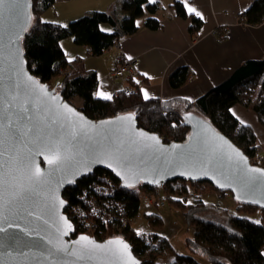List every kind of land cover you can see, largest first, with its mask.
<instances>
[{
    "label": "water",
    "instance_id": "1",
    "mask_svg": "<svg viewBox=\"0 0 264 264\" xmlns=\"http://www.w3.org/2000/svg\"><path fill=\"white\" fill-rule=\"evenodd\" d=\"M32 21V0L0 5V173L5 181L0 264H139L120 237L71 236L63 190L96 168L112 173L124 187L156 188L176 179L208 182L236 202L264 209V168L202 116L184 113L186 139L166 143L138 128L134 112L88 119L33 77L22 51ZM37 145L48 147L34 156L30 171L20 168L17 161L34 154ZM56 151L60 162L48 164L46 158Z\"/></svg>",
    "mask_w": 264,
    "mask_h": 264
},
{
    "label": "trees",
    "instance_id": "2",
    "mask_svg": "<svg viewBox=\"0 0 264 264\" xmlns=\"http://www.w3.org/2000/svg\"><path fill=\"white\" fill-rule=\"evenodd\" d=\"M53 3L54 0H32L33 21L22 39V51L27 70L33 77L55 88L64 100L88 119L100 120L134 112L138 128L157 134L166 143L182 142L186 139L189 127L185 124L183 115L192 111L208 120L240 148L252 164H255L254 154L257 149L255 135L249 126L237 121L230 108L234 104L242 105L253 112L260 125L264 127V58L242 62L223 82L193 99L182 97L145 99L139 92L141 80H129V87L110 99L98 98L96 73L80 67L73 71L76 66L66 59L60 41L71 38L75 45L87 47L92 56H99L112 47L113 39L120 40L135 34L139 30L137 20L144 14L148 15L144 27L149 30L158 29L160 22L155 17L158 4L148 0H119L108 11H90L71 20L66 26H59L40 19V14ZM172 6L179 18L190 20V34H197L202 26V20L188 14L181 0H173ZM237 21L242 25L262 24L264 0H254L238 15ZM102 24L110 25L113 30L103 31ZM63 72L66 73L62 75ZM189 75L190 71L186 67L176 69L168 78L170 86L173 88L183 86ZM76 98L81 101L79 105L75 103ZM102 174H106L111 180L110 185L104 181ZM96 185L104 190H114L112 196L97 195L94 189ZM203 185H207L211 191L224 193L208 182L181 179L170 180L158 188L171 198L172 204L185 209L186 206L172 199V195L187 196L190 188ZM158 188L146 185L124 187L112 173L96 168L63 190L62 196L65 200L63 213L67 217L73 208L86 211L85 202L90 199L100 205L107 202L108 198H112L108 199L112 207L117 209L122 207V217L132 220L139 213L141 194ZM231 196L233 197L232 194ZM236 203L243 210L259 209L264 214V209ZM185 215L189 225L194 227L191 237L185 242L189 253L176 254L168 264H203L199 259H203L205 264H264V216L261 222L257 223L245 217L227 214L223 223H220L201 217L196 207L186 210ZM147 217H156L157 219L152 221L156 222V226H160L161 217L158 214L150 213ZM92 220L98 241L111 237L124 239L140 259L139 264H154L156 256L171 248L167 239L160 238L157 233H137L134 228L128 226L120 235H116L111 231V227L117 224L114 219L112 221L115 224L97 218ZM77 235L80 234L74 230L71 236ZM156 241L158 243L154 244Z\"/></svg>",
    "mask_w": 264,
    "mask_h": 264
},
{
    "label": "crops",
    "instance_id": "3",
    "mask_svg": "<svg viewBox=\"0 0 264 264\" xmlns=\"http://www.w3.org/2000/svg\"><path fill=\"white\" fill-rule=\"evenodd\" d=\"M172 1L153 0L158 4L155 14L160 22L158 29L149 30L144 27L148 16L144 14L137 20L139 30L135 34L120 38L118 48L110 47L99 56H92L87 47L75 45L71 38L60 41L66 59L75 64V68L96 73L98 98L105 99V95L112 98L129 87L128 81L112 75L128 58L136 60L135 68L142 81L139 86L141 95L145 98L146 91L148 98L159 99H193L223 82L242 62L264 58V22L251 26L237 21L238 15L254 0H181L184 7L187 3L201 14L197 16L189 13L185 7L188 14L202 20V26L195 35L189 32L190 20L176 15ZM118 2L119 0H54L40 14V19L66 26L71 20L87 12L108 11ZM101 29L107 32L113 30L108 24H102ZM181 67L188 68L190 75L183 86L173 88L168 78ZM230 112L240 124L252 129L257 147H264V127L260 125L256 115L240 104H234ZM207 209L211 208L201 201L198 211L204 212ZM220 214L224 221L229 213Z\"/></svg>",
    "mask_w": 264,
    "mask_h": 264
},
{
    "label": "rangeland",
    "instance_id": "4",
    "mask_svg": "<svg viewBox=\"0 0 264 264\" xmlns=\"http://www.w3.org/2000/svg\"><path fill=\"white\" fill-rule=\"evenodd\" d=\"M72 70L74 71L76 68H73ZM65 73L66 72H63L62 75ZM80 102L81 101L76 98V105H79ZM141 195H144L149 199L151 196L154 198H162L165 202L163 206H157L154 204L147 206L141 202L139 213L133 219L131 224V227L134 228L137 233H157L160 238L164 237L167 239L171 248L169 250H165L162 255L156 256L154 264H168L174 259L176 254L189 253V250L185 246V242L187 238L191 237L194 227L189 225L185 213L186 210H189L190 208H200L201 201L211 209H207L204 212L201 211L199 212V215L206 219H212L220 223H223V218L220 213L225 212L236 217L248 218L257 223H260L262 216H264L262 211L259 209H255L253 211L241 209L239 204L235 202L229 192L220 194L215 191H211L207 185L190 188V193L187 196L182 194L172 195V199L178 201L180 205L186 206L185 209H181L177 207V205L172 204L171 198L163 193L159 188L157 190H152L150 193L143 192ZM150 200L152 201V199ZM150 213L158 214L159 217H161L160 226H156V222L152 221L153 219H157L156 217H147ZM157 243L158 242L156 241L154 244ZM199 261L205 264L203 259H199Z\"/></svg>",
    "mask_w": 264,
    "mask_h": 264
},
{
    "label": "built area",
    "instance_id": "5",
    "mask_svg": "<svg viewBox=\"0 0 264 264\" xmlns=\"http://www.w3.org/2000/svg\"><path fill=\"white\" fill-rule=\"evenodd\" d=\"M112 47L118 48L119 40L113 39ZM135 62L136 60L134 58H128L124 60L114 70L112 74L113 77L126 81L139 80L140 76L135 68ZM254 161L255 165L264 168V147H257L256 152L254 154ZM102 178L106 183H108L109 185L111 184V180L107 177L106 174H102ZM100 188L101 187L98 185L94 186L96 193H98L97 195L108 197L112 196L114 190L109 191ZM107 193L109 194L106 195ZM152 197L153 196L150 197V199H152L151 201L148 197L141 195V202H143L147 206H151L153 204L157 206H163L165 204L164 199L158 197H153V199ZM108 199L110 200L112 198ZM108 199L106 200L107 202L101 203L100 205L91 199L89 201L87 200L85 202L87 206L86 211H82L80 208H73L67 214V219L71 222L73 230H76L78 234L87 235L97 240V237L94 234V230L96 229V227L93 225L92 218H97L99 220H102L103 222L110 221V224L111 222L115 224L114 221H117V224L111 227V231L114 232V234L116 235H120L122 231H124V229H126L128 226H131L133 219H125L124 217H122V207H118V209L116 207H112V204L109 202ZM114 213L117 214V217L113 216ZM113 219L114 221H112Z\"/></svg>",
    "mask_w": 264,
    "mask_h": 264
},
{
    "label": "snow or ice",
    "instance_id": "6",
    "mask_svg": "<svg viewBox=\"0 0 264 264\" xmlns=\"http://www.w3.org/2000/svg\"><path fill=\"white\" fill-rule=\"evenodd\" d=\"M5 2V0H0V5H3ZM149 2H153V0H149ZM185 7L187 8V10L189 11V13H195V15L200 16L201 14L196 11V9L189 7V5L187 3H185ZM203 18V17H201ZM26 30V27L23 29ZM15 39H18V35L15 36L13 38V41ZM144 91V90H142ZM105 99H110V96L105 95L104 96ZM148 98V94L145 91V99ZM153 139H155V137H153ZM43 147H48L47 145H44ZM43 147H41V145H37V151L34 152V154L30 153L28 157L26 158H21L17 161V164L20 168L23 169H28L30 171V164L34 162V156L35 155H39L41 151H43ZM49 151H52V149H49ZM3 153H0V156H2ZM47 159V163L52 165V164H58L60 162V156H59V152H53L52 158H46ZM4 167V162L2 160H0V168ZM254 171H259L258 169H254ZM37 177V181L39 182L38 178L40 176V170L39 168L36 169V172L34 174ZM4 178H3V173H0V215H2V209H3V196H4ZM61 203H63V201H61ZM70 227V226H69ZM5 229L0 227V232H4ZM81 240H87V237H81ZM124 247L126 248L127 245H124Z\"/></svg>",
    "mask_w": 264,
    "mask_h": 264
}]
</instances>
